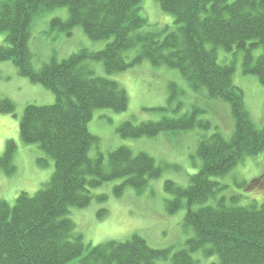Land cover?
<instances>
[{
	"label": "trees",
	"instance_id": "16d2710c",
	"mask_svg": "<svg viewBox=\"0 0 264 264\" xmlns=\"http://www.w3.org/2000/svg\"><path fill=\"white\" fill-rule=\"evenodd\" d=\"M156 2L174 17V29L166 26L161 31L131 36L145 24L140 15L142 0H0V34L6 35L7 43L0 46V62H11L19 76L47 88L55 98L49 106L26 105L19 122L20 140L37 145L48 155L54 172L49 183L35 194L21 192L13 207L0 201V264H155L159 260L196 264L192 254L199 251L206 257H217L209 264H264V202L259 207L220 202L216 207L192 209L214 196L217 184L212 178L228 174L246 157L264 149V127L250 120L243 93L232 82L233 67L218 64L214 52L215 48L242 51L243 73L256 77L264 86V0ZM61 7L67 8L68 19L52 20L51 30L70 36L79 26L91 40L112 41L99 52L83 49L60 62L52 58L34 70L28 48L32 20ZM206 43L213 49L206 50ZM136 46L140 51L126 62L122 53ZM258 47L262 54L255 58L252 52ZM144 60L176 69L193 91L205 89L209 99L228 103L235 127L228 139L214 133L199 142L197 155L202 166L187 187L164 183L165 191L174 196L167 203L168 214L186 207L184 226L191 228L193 236L185 242V249L171 254L169 249L150 247L133 234L124 242L109 241L86 250L67 218L69 209L87 208L92 199L89 191L105 183L122 180L113 189L120 197L127 187L142 191L149 180L161 174L151 157L142 152L133 155L127 147L108 155L107 168L101 158H88L91 145L97 142L87 128L94 111L124 112L128 98L117 82L96 77L87 62H102L105 72L114 74ZM13 113L12 101L0 98V114ZM197 113L193 110L179 119L136 126L123 123L117 132L122 138L139 139L196 126L209 128V123L197 121ZM15 151V143L7 141L0 157V170L9 176L15 171ZM263 177L254 179L251 188Z\"/></svg>",
	"mask_w": 264,
	"mask_h": 264
},
{
	"label": "rangeland",
	"instance_id": "374dc122",
	"mask_svg": "<svg viewBox=\"0 0 264 264\" xmlns=\"http://www.w3.org/2000/svg\"><path fill=\"white\" fill-rule=\"evenodd\" d=\"M227 1L232 3L235 0ZM140 15L145 19V24L131 36L161 31L166 26L170 30L174 29V17L163 12L156 0H142ZM54 19L66 21L67 8L40 13L32 20L28 48L34 70H39L52 58L60 62L83 49L99 52L112 41L91 40L79 26L71 31L70 36L51 30L50 23ZM5 37V34H0V46H7ZM204 48L208 51L213 49L207 43ZM139 51L140 47L136 46L123 52L122 57L130 62ZM214 52L218 64L233 67L232 82L243 93L244 108L250 120L257 127H264V86L259 84L256 77L243 73V52H227L221 48H215ZM252 54L258 57L262 54V48L254 49ZM87 65L96 77L117 82L128 98L124 112L115 113L107 109L94 111L87 128L91 135L97 137V142L91 145L88 158H101L102 166L107 168L108 155L119 147H127L133 155L142 152L151 157L161 169V174L149 180L142 191L136 192L127 187L120 197L114 195L113 189L122 180L91 189L90 205L85 209L70 208L67 214V218L74 224L76 235L81 236L86 250L109 241L124 242L133 234L141 236L150 247L169 249L171 254L185 249V242L193 236L191 228L184 226L186 207L168 214L167 203L174 196L165 191L164 183L171 181L182 188L187 187L190 178L202 166L197 155L199 142L214 133L225 139L231 136L235 121L229 104L209 99L205 89L193 91L176 69H169L165 65L154 66L148 60L125 72L114 74H107L102 62L88 61ZM0 98L9 99L14 105L12 115L0 114V157L7 141L16 145L12 159L14 173L9 176L0 170V201L11 208L21 192L35 194L49 183L54 172V162L48 155L37 145H27L20 140L19 122L26 105L49 106L55 98L47 88L19 76L9 61L0 62ZM193 110L198 111L197 121L209 123V128L196 126L186 131L163 132L153 138L139 139L122 138L117 132L123 123L136 126L164 119H179L190 115ZM262 174L264 149L256 156L246 157L228 174L212 178L217 184L214 196L192 206V209L216 207L220 202L226 206L254 204L259 207L264 202V177L255 184V188H251L250 183ZM99 196L106 198L101 201ZM232 198L237 201L233 202ZM103 210L105 213L99 217ZM192 257L196 264H209L217 260L216 256L206 257L201 251L192 254ZM72 264L78 263L76 261ZM155 264H167V261L159 260Z\"/></svg>",
	"mask_w": 264,
	"mask_h": 264
}]
</instances>
